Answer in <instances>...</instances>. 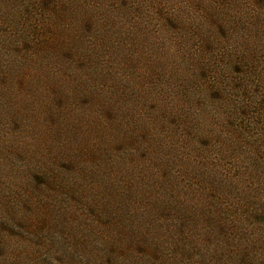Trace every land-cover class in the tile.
Here are the masks:
<instances>
[{
    "label": "rangeland",
    "instance_id": "obj_1",
    "mask_svg": "<svg viewBox=\"0 0 264 264\" xmlns=\"http://www.w3.org/2000/svg\"><path fill=\"white\" fill-rule=\"evenodd\" d=\"M262 211L264 0H0V264H262Z\"/></svg>",
    "mask_w": 264,
    "mask_h": 264
},
{
    "label": "trees",
    "instance_id": "obj_2",
    "mask_svg": "<svg viewBox=\"0 0 264 264\" xmlns=\"http://www.w3.org/2000/svg\"><path fill=\"white\" fill-rule=\"evenodd\" d=\"M66 8H69V6H67ZM66 11L72 13V10L66 9ZM77 13H78L77 15H80V12L79 11ZM76 20L78 21V18H76ZM62 22L66 23L65 21H62ZM37 24H39L38 26L40 28L43 26L42 23H37ZM62 26L64 27V25H62ZM46 27H48V26L43 27L42 30L38 33L40 36L43 33L42 31ZM29 30H31L32 32H37L40 29L38 27H36V26H32L31 29H29ZM25 31H27V30H25ZM17 36H18V40L17 41L20 40L22 42L16 43L15 45L13 43H10L11 49L13 51H15L13 48H16V49H28L29 44H31V41H29V40H32V39H27L26 34H24V32L21 31V29H20L19 34H17ZM79 36L82 38L83 37L82 33L79 34L78 36H75L74 37L75 38V42H76L77 45H78V42H81V39H80ZM72 44H75V43L72 41ZM78 47H79V45H78ZM29 49H31V48L29 47ZM55 52H58L59 56L61 58H65V60L66 59H71L74 65H77L78 64L79 66H82V64H83L82 63L83 62V60H82L83 57H81V62H77L75 60L76 54L75 55L72 54V55L69 56V52H68V49L66 47H63V46H60V45H56ZM104 112L105 113H108V111L102 110V113H104ZM147 170L150 171L149 169H147ZM74 171H75V168H74ZM121 194L124 197V193L121 192ZM161 204L164 207L163 210H166V211L170 210V208H169L170 205L166 201H161ZM236 210H237V208L234 207V202H233V204H230L227 200H224V203H221V211H222V215H223L224 218H221L220 216L212 217V220L210 222L208 220V224L209 225H213L214 226V230L217 231V232H219V233H221V234H223V232H225V233H229V231L230 232H233L235 230L233 228L234 227V223H235L236 219L239 217V216L236 215V212H235ZM262 213L264 214V211H262ZM181 232H182V229H181ZM236 233H237V230L235 231V233L232 236H234ZM238 234L241 235L240 233H238ZM184 239H185V237L182 236L178 240L180 242H183L182 245H177V244L172 245V243H171L167 247L158 246L160 248H157V252H154L153 251V253H157V255L154 256L153 259L156 260V261L157 260L158 261H161V260H163L164 258H166L168 256H175V255H177L178 256L179 264H191V262L188 261L190 258L189 257H186L187 255L185 254L186 251H185L184 247L187 245V243H184V241H185ZM114 240H116V239H114ZM183 245H184V247H183ZM146 248H147V250H150L151 249L150 247H147V246H146ZM145 253H147V251H145ZM250 253L251 254H248L247 253V255H245V257H244L245 260H247V261L250 260V261L253 262L255 260V258H256V260H258V263L264 264V255H263L264 253H261L260 252V253L257 254L258 255L257 256L256 255L257 250L254 251L253 249H252V252H250ZM253 256H255V258ZM259 256H262V257H259ZM229 259H231V258H229ZM232 264H234V263H232ZM236 264H247V263H245V262H238ZM249 264H250V262H249Z\"/></svg>",
    "mask_w": 264,
    "mask_h": 264
}]
</instances>
